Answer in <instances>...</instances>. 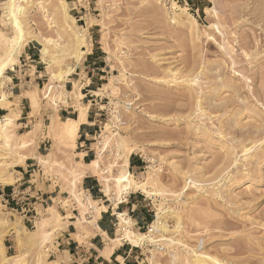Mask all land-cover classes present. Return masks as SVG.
<instances>
[{
    "label": "rangeland",
    "instance_id": "rangeland-1",
    "mask_svg": "<svg viewBox=\"0 0 264 264\" xmlns=\"http://www.w3.org/2000/svg\"><path fill=\"white\" fill-rule=\"evenodd\" d=\"M27 1L0 0V68L7 65L0 118L14 122L0 136V165L16 178L0 185V193L31 187L15 197L19 206L30 203L27 215L14 204V211L0 207V264H59L56 239L67 218L74 214V225L87 235L96 225L98 202L90 210L81 205L87 197L73 173L88 163L75 158L76 139L49 126L71 107L98 114L93 160L106 194L122 193L114 177L129 172L126 157L142 159L131 174L141 186L134 191L152 202V218L136 232L129 220L120 223L119 234L140 247L139 264H264V226L248 225H264V0H40L43 7ZM19 32L29 42L11 69ZM72 32L86 40L79 62ZM40 39L50 41L48 66L40 60ZM28 47L34 53L29 60ZM13 75L21 82L15 95ZM69 78L75 80L65 88ZM238 105L250 109L235 116ZM244 127L259 130L255 138ZM41 156L49 162L39 164ZM28 157L35 165L22 175ZM220 190L226 201L244 206L239 220L216 197ZM154 222L164 229L151 228ZM142 234L148 237L129 240Z\"/></svg>",
    "mask_w": 264,
    "mask_h": 264
},
{
    "label": "crops",
    "instance_id": "crops-1",
    "mask_svg": "<svg viewBox=\"0 0 264 264\" xmlns=\"http://www.w3.org/2000/svg\"><path fill=\"white\" fill-rule=\"evenodd\" d=\"M33 54L30 47L24 50V55L28 60L31 59ZM10 79V93L15 95L17 90L21 89V82H18L16 75L11 76ZM72 80H75V78H69L66 81L65 88L70 84L72 85ZM90 84L86 83L85 87L90 86ZM90 92L94 91L88 90V93ZM20 105H22L21 101ZM22 114L21 110L20 118H23ZM63 114L66 118L73 120H78L77 118H79V111L72 107L70 110L63 109ZM97 115L96 112L89 109L85 112V122L83 121L78 125L73 153L75 158L84 164L95 159L96 152L93 141L99 130ZM39 148H41V145H39ZM38 153L40 152L38 151ZM32 160H35V157H28L24 162V166H20L22 175L30 172L31 167L35 165V163H30ZM141 164V157H137L136 153H133L128 158L127 170L130 173L131 171L136 173L140 169ZM89 174L87 173L82 178L80 188L86 197H91L92 200L98 202L99 214L96 217V225L92 226L91 233L87 235L85 230L79 229L74 225L76 222L73 219L74 214L67 218L64 228L56 239L57 252L55 256L58 258L59 264H139L140 247L119 238L121 232L119 215L122 213L121 215L129 220L130 228L136 232V230H141L148 226L151 221L152 202L141 191H130L122 195L121 200L118 201L115 195L105 193L104 187L96 175ZM29 188L31 190V187H27L24 192ZM10 190L7 189L6 192ZM92 217L88 216V220ZM87 226L89 225L87 224ZM117 239L119 241L116 242L115 240Z\"/></svg>",
    "mask_w": 264,
    "mask_h": 264
},
{
    "label": "bare ground",
    "instance_id": "bare-ground-1",
    "mask_svg": "<svg viewBox=\"0 0 264 264\" xmlns=\"http://www.w3.org/2000/svg\"><path fill=\"white\" fill-rule=\"evenodd\" d=\"M31 4H35L36 6H40V7H43V5H42V2L40 1V0H28ZM27 1V2H28ZM29 3V4H30ZM61 3H63L62 1H61ZM65 4V3H64ZM65 6V5H64ZM62 8H64V7H62ZM70 17V16H69ZM70 19H72L71 17H70ZM71 31H72V29H71ZM73 33V37H74V41H75V43H76V46H77V51H76V61L77 62H79L81 59H83L82 58V56H85L84 55V53H85V50H83L82 49V47H84L85 46V43H86V40H85V36H84V33H81V32H72ZM18 35H19V37H18V39L20 40L19 42H18V44H17V46H16V53L14 54V59H13V62H12V64H9L8 66L11 68V69H13V65L18 61V55H19V53H20V51H21V49H22V46L26 43V41H28L27 39H25V40H22V34L19 32L18 33ZM34 36V38L36 37L35 35H33ZM30 38H32V37H30ZM30 40V39H29ZM35 40H36V38H35ZM29 42V41H28ZM38 42V41H37ZM39 43H40V45H41V49H40V60H41V62H43V63H45V64H47V66L49 65V63H48V61L46 60V58H45V54H46V50L49 48V45H50V41L48 40H42L41 41V39H40V41H39ZM88 46H89V44H88ZM88 52V51H87ZM6 66L7 65H5V66H1V68H0V85L2 84V79H4L5 78V75H4V73H5V69H6ZM9 79V78H8ZM76 83H78V82H76ZM3 85V84H2ZM73 86H76V85H73ZM1 87V86H0ZM248 87V86H247ZM264 87V86H263ZM262 89V88H261ZM47 92L49 91H51V87L50 86H48L47 87ZM40 91H42V90H40ZM48 92V93H49ZM73 92V91H72ZM46 93V92H45ZM66 93V92H65ZM74 93H75V91H74ZM233 93V92H232ZM253 93V92H252ZM64 94V93H63ZM70 94V93H69ZM68 94V95H69ZM77 94V93H76ZM76 94H73V96L74 95H76ZM234 94V93H233ZM46 95V94H45ZM66 95V94H65ZM64 95V96H65ZM72 95V94H71ZM3 96H5V94L3 93V95L1 94V96H0V98H2ZM72 97V96H71ZM70 97V98H71ZM76 97H78V95H76ZM65 98V97H64ZM68 98V97H67ZM74 98V97H73ZM76 99V98H75ZM254 99V98H253ZM257 99V98H256ZM238 100V99H237ZM246 100V99H245ZM31 101H34L33 100V98H31ZM208 101V100H207ZM239 102H241V101H239ZM65 103H67V102H65ZM244 103V102H243ZM204 104V103H203ZM235 104V103H234ZM233 102H228V106L229 107H234L233 105ZM239 104V103H238ZM201 102H198L197 103V107H198V110H200V111H202V107H201ZM222 106V105H221ZM208 108H211V106L208 104V106H207ZM216 106H212V108H215ZM238 110L234 113V115L235 116H237V115H240V114H242L244 111H246V110H248V109H250V106H247L246 107V105L245 106H242V105H238ZM249 107V108H248ZM255 109H256V107H255ZM197 110V109H196ZM258 110V109H257ZM79 111V118H77L78 120H73V119H70V118H64V119H62V120H60L59 119V117L57 116V117H53V118H51V122H50V124H49V126H50V128L51 129H53V130H56V131H58V133L63 137V138H65V139H68V140H70V141H74L75 139H76V136H77V130H78V125L81 123V122H83L84 120H85V110L84 109H80V110H78ZM200 111H199V114H200ZM229 111V110H228ZM231 111V110H230ZM233 111V110H232ZM249 111V110H248ZM259 111V110H258ZM213 112V111H212ZM78 113V112H77ZM202 113V112H201ZM227 113V112H226ZM245 113V112H244ZM243 113V114H244ZM260 113H261V111H260ZM204 114V113H203ZM202 114V115H203ZM231 114V113H230ZM261 114H264L263 112L261 113ZM220 115V114H219ZM256 115H258L257 113H256ZM206 116V115H205ZM241 116V115H240ZM264 116V115H263ZM247 117V116H246ZM253 117H255V118H253V119H255V121H257V119H258V117H260V116H254L253 115ZM218 119H220V117L218 116L217 117ZM222 118V117H221ZM257 118V119H256ZM212 119V118H211ZM217 119V120H218ZM261 119H264V118H261ZM261 119H259V121L261 120ZM221 121V120H220ZM254 121V126H256V124H258L256 127H258V129L260 130L262 127H263V123L261 122L260 123V125H259V123H256ZM258 121V122H259ZM262 121V120H261ZM85 122V121H84ZM218 122V121H217ZM222 122V121H221ZM223 123H224V121H223ZM13 124H14V122H13V120H11V119H9V118H6V117H3V118H0V136L3 134V133H5V132H8V131H10V129H12V127H13ZM220 124V123H219ZM218 124V125H219ZM222 124V123H221ZM251 124V123H250ZM249 124V125H250ZM223 125V124H222ZM249 125H247L246 127L249 129ZM252 125V124H251ZM250 125V127L252 128L253 126H251ZM261 126V127H260ZM217 127H219V126H217ZM223 127V126H222ZM216 128V127H215ZM226 128V127H225ZM264 128V127H263ZM231 129L232 128H230L229 130V132H232L231 131ZM244 129H246L245 127H244ZM243 129V130H244ZM248 129H246L247 131H248ZM257 128H256V130H258ZM220 130V129H219ZM228 130V129H227ZM246 130H244V131H246ZM249 130H251V129H249ZM252 130H253V128H252ZM255 130V129H254ZM258 130V131H259ZM264 129H262V130H260L259 132L261 133V131H263ZM257 131V132H258ZM220 132V131H219ZM218 132V134H220V135H222V131L219 133ZM234 132V131H233ZM233 132H232V135H234L233 134ZM240 132H243V131H240ZM240 132H238V133H240ZM248 132H250V133H252L253 131H248ZM256 132V131H255ZM255 132H253L254 134H251L250 135V133H248L250 136H252V135H254L255 136ZM256 132V133H257ZM234 133H236L237 134V132L235 131ZM243 133H247V132H243ZM263 134H264V132H262ZM261 133V134H262ZM217 134V133H216ZM241 135H240V137L241 136H243L242 135V133H240ZM238 136H239V134H237ZM247 136V137H249V139H250V136ZM260 134L258 133L256 136H259ZM223 136V135H222ZM245 136V135H244ZM243 136V137H244ZM244 137L245 139H247V137ZM254 136H252V138H255ZM235 137H237L236 135H235ZM224 138V137H223ZM242 138V137H241ZM243 138V139H244ZM257 138V137H256ZM238 139V138H237ZM242 139V140H243ZM248 139V140H249ZM258 139V138H257ZM259 139H260V136H259ZM258 139V140H259ZM264 139V136H263V138L261 139V140H259L261 143H262V140ZM227 140V139H226ZM225 140V141H226ZM229 140V139H228ZM232 140H234V138H232ZM232 140H229V142L231 141L232 142ZM255 140V139H254ZM244 141L245 140H243V141H241V142H243L244 143ZM247 141V140H246ZM257 141V140H256ZM256 141H254V143L256 142ZM259 141H257V142H259ZM264 141V140H263ZM226 142H228V141H226ZM250 143V142H249ZM253 143V142H252ZM230 145H231V143H229ZM229 145V147H231ZM236 145V144H235ZM237 145H238V143H237ZM245 145V144H244ZM247 146V145H246ZM251 146V145H250ZM238 147H239V145H238ZM261 147V146H260ZM256 148V147H255ZM229 149V148H228ZM242 149H243V152L245 153H247L248 152V150L250 151V149H245V147L244 146H242ZM242 149H240L241 151H242ZM252 149V148H251ZM254 149V148H253ZM257 149V148H256ZM230 150V149H229ZM261 150V149H260ZM264 150V148L261 150V151H263ZM225 153V152H224ZM227 153V152H226ZM263 153H264V151H263ZM259 154V153H257V151L254 153V154H258V155H260V157L262 158V157H264V154ZM251 154V153H250ZM251 155H253V154H251ZM250 155V156H251ZM257 155V156H258ZM231 156V155H230ZM256 156V157H257ZM231 158V157H230ZM253 158V157H252ZM259 158V157H258ZM228 159V158H227ZM39 160L40 161H38L39 162V164L40 163H43L42 165H44L45 163H47V162H49V159H48V157H43V156H41L40 158H39ZM231 160V159H230ZM227 161V160H226ZM233 161V160H232ZM260 162V161H259ZM225 163V162H224ZM231 163V162H230ZM125 164L126 165H128V157H126V160H125ZM225 165V164H224ZM231 165V164H230ZM229 165V166H230ZM80 167V168H79ZM228 166L226 165V167H223V168H225V169H222V171L224 170H226V168H227ZM246 167V166H245ZM79 168V169H78ZM97 162L95 161V160H92V161H90L89 163H88V165L87 166H77V170H75V172H73L74 173V178H75V180H82V178L85 176V175H87V173H90L89 175H91V174H94V175H96L98 172H97ZM236 170V169H235ZM221 171V172H222ZM251 171V170H250ZM236 173V172H235ZM248 173H250L249 175H251L252 176V174L254 173L253 171H251V172H249V170H248ZM252 173V174H251ZM229 175V174H228ZM238 175V174H237ZM253 177V176H252ZM256 177V176H255ZM233 178H235L234 176H233ZM237 178V177H236ZM252 179V178H251ZM255 180V179H254ZM16 181V178L15 177H13L12 175H11V173L10 174H8V171H6V168L5 167H3V166H1L0 165V185H10V184H12V183H14ZM114 182H115V185H117L118 187H119V193L120 192H122L121 194H119V196H118V198H117V200L119 201V200H121V198H122V194H126V193H128V190H130V189H133V191L134 190H140V185L138 184V183H135L134 182V179H133V175L131 174V173H129V172H127L126 170H123L120 174H118L116 177H114ZM230 182V181H229ZM193 185H194V183H193ZM73 186H74V184H73ZM104 191H107V189L106 188H104ZM209 191V190H208ZM221 191V190H220ZM217 192L216 191V197H218L222 202H225L224 203V207H225V210L226 211H228V213L230 214V215H236V218L237 217H239L240 215V211L242 210V209H244L243 207H242V205H238L237 203H236V201L235 200H230V199H228L227 201H226V196H224L223 195V192L221 191V192ZM253 194V193H252ZM214 195V194H213ZM78 195H76L75 194V200L76 199H79V201L81 200L80 199V196H78ZM248 196V195H247ZM252 197L251 198H253V195H251ZM228 198V197H227ZM250 198V199H251ZM86 203H81V205H83L84 206V208L87 206V208L90 210L91 209V207L93 206V204L91 205V203H92V201H94V200H92L91 199V197H87L86 199ZM84 200V201H85ZM225 200V201H224ZM247 200H248V197H247ZM253 200V199H252ZM77 201V200H76ZM116 201V200H115ZM245 201V200H244ZM78 204H80V203H78ZM227 206H226V205ZM81 205H80V207H81ZM86 205V206H85ZM90 205H91V207H90ZM116 205V204H115ZM237 207H236V206ZM82 206V207H83ZM94 207V206H93ZM233 207H236V208H233ZM86 208V209H87ZM249 208V207H248ZM251 208V207H250ZM262 211V210H261ZM239 213V214H238ZM98 214H99V212H97V216H98ZM122 214V213H121ZM119 215V217H120V223L122 224H129L128 223V220L126 219V218H124V216L123 215ZM238 214V215H237ZM232 215V216H233ZM260 217V216H259ZM192 218V217H191ZM231 218V217H230ZM238 219V218H237ZM235 221H237L238 222V220H236V219H234ZM193 221V220H192ZM253 221V220H252ZM252 221H249V223L250 224H248L249 226L251 225H254V224H256V225H254V227L253 228H255V227H257V226H264V225H262V224H260V223H258V222H252ZM194 222V221H193ZM231 222V221H230ZM229 222V224L231 225V223ZM240 222H241V220H240ZM239 222V223H240ZM236 222H233V224L232 225H235V227H236V225L238 224H235ZM242 223V222H241ZM240 223V224H241ZM245 223H247V222H245ZM244 223V224H245ZM205 224V223H204ZM219 224V223H218ZM240 224L238 225L239 226V228H240ZM243 223L241 224V228H242V226H243V228L244 229H246L247 230V228H245V227H247L248 225H244ZM196 225V224H195ZM231 225V226H232ZM203 226V225H202ZM207 226V225H206ZM205 226V227H206ZM237 226V227H238ZM151 228H155V229H160V230H162V229H164V225H162V224H160V223H157V222H154V223H152V225L150 226ZM222 227V226H221ZM234 227V226H233ZM234 227V228H235ZM236 227V228H237ZM165 228H166V226H165ZM209 228V227H208ZM238 228V229H239ZM252 228V229H253ZM264 228V227H263ZM251 229V227L250 228H248V230H250ZM251 229V230H252ZM166 230V229H165ZM211 230V229H210ZM164 231V230H163ZM202 231V230H201ZM206 231V230H205ZM243 231V230H242ZM243 232H246L245 230L243 231ZM251 232H253V231H250V233ZM205 233V232H204ZM250 233H249V235L246 233V236L248 235V236H250ZM253 234V233H252ZM213 236V235H212ZM148 236H144L143 234L142 235H137L136 237H129V240H131L132 242H139V241H141V239H145V238H147ZM249 238H251V237H249ZM116 242L117 241H119V239H117V240H115ZM112 249V248H111ZM110 250V249H109ZM109 252V251H108ZM193 252V251H192ZM110 253V252H109ZM107 255V254H106ZM211 256H209V258H210ZM207 258V257H206ZM212 258H214V257H212ZM208 259V258H207ZM213 260H215V259H213ZM210 261V260H209ZM15 262V261H14ZM206 262V261H205ZM214 262H216V260L214 261ZM216 264H218V261L216 262ZM220 264H222V262L220 263ZM223 264H225V263H223Z\"/></svg>",
    "mask_w": 264,
    "mask_h": 264
},
{
    "label": "built area",
    "instance_id": "built-area-1",
    "mask_svg": "<svg viewBox=\"0 0 264 264\" xmlns=\"http://www.w3.org/2000/svg\"><path fill=\"white\" fill-rule=\"evenodd\" d=\"M10 191H9V193L8 192H1L0 193V207L1 208H4V209H7V210L14 211V207L12 206L14 204L15 207L17 206L16 207L17 210L21 211L24 215H27V209L30 208L28 210V212L31 210L30 203H25V204H22V205L19 206L18 201L15 200V197L16 196H19L22 193H24V190H22V191H15L14 189H11ZM27 205H30L29 208H26V207H28Z\"/></svg>",
    "mask_w": 264,
    "mask_h": 264
}]
</instances>
